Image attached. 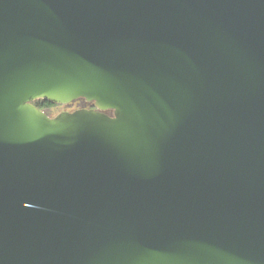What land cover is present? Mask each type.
Returning <instances> with one entry per match:
<instances>
[{
  "label": "water",
  "instance_id": "1",
  "mask_svg": "<svg viewBox=\"0 0 264 264\" xmlns=\"http://www.w3.org/2000/svg\"><path fill=\"white\" fill-rule=\"evenodd\" d=\"M0 264H264V0H0Z\"/></svg>",
  "mask_w": 264,
  "mask_h": 264
},
{
  "label": "rangeland",
  "instance_id": "2",
  "mask_svg": "<svg viewBox=\"0 0 264 264\" xmlns=\"http://www.w3.org/2000/svg\"><path fill=\"white\" fill-rule=\"evenodd\" d=\"M91 103L90 102H86L84 99H79L76 100L72 103L66 104V105H62V104H57L51 108L46 109L45 111L50 114L51 116H56L57 114H59L62 111H73L76 110L78 108H90Z\"/></svg>",
  "mask_w": 264,
  "mask_h": 264
},
{
  "label": "trees",
  "instance_id": "3",
  "mask_svg": "<svg viewBox=\"0 0 264 264\" xmlns=\"http://www.w3.org/2000/svg\"><path fill=\"white\" fill-rule=\"evenodd\" d=\"M34 104L36 106H38L39 108L43 109V110H46L48 108H51V107L57 105V104L52 103V102H50L49 100H46V99H37V100L34 101ZM108 112L111 113V111H108Z\"/></svg>",
  "mask_w": 264,
  "mask_h": 264
},
{
  "label": "flooded vegetation",
  "instance_id": "4",
  "mask_svg": "<svg viewBox=\"0 0 264 264\" xmlns=\"http://www.w3.org/2000/svg\"><path fill=\"white\" fill-rule=\"evenodd\" d=\"M86 102H87V101H86ZM90 103H91L90 108H91V107H94V104H93L92 102H90Z\"/></svg>",
  "mask_w": 264,
  "mask_h": 264
}]
</instances>
